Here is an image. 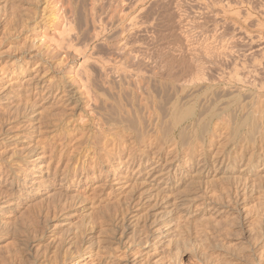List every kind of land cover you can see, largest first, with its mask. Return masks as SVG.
<instances>
[{
    "label": "rangeland",
    "instance_id": "1",
    "mask_svg": "<svg viewBox=\"0 0 264 264\" xmlns=\"http://www.w3.org/2000/svg\"><path fill=\"white\" fill-rule=\"evenodd\" d=\"M198 65L227 80L209 87L214 108L231 92L253 99L264 86V0H0V264H52L74 241L87 253L68 264H176L181 249L199 264H264L253 236L259 225L264 238V134L234 159L250 117L264 123V90L237 116L234 103L197 122L198 104L170 135L179 83L165 73ZM233 68L246 84L229 79ZM182 126L198 134L193 145L176 138ZM142 222L148 238L133 235Z\"/></svg>",
    "mask_w": 264,
    "mask_h": 264
},
{
    "label": "bare ground",
    "instance_id": "2",
    "mask_svg": "<svg viewBox=\"0 0 264 264\" xmlns=\"http://www.w3.org/2000/svg\"><path fill=\"white\" fill-rule=\"evenodd\" d=\"M91 1V0H90ZM102 1V0H101ZM119 1V0H118ZM53 2V1H52ZM74 2V1H73ZM121 2V1H120ZM131 2V1H130ZM253 2V1H252ZM256 2V1H255ZM254 2V3H255ZM104 3V2H103ZM100 4H101V2H100ZM115 4V3H114ZM128 4V3H127ZM204 4V3H203ZM252 4V3H251ZM107 6V5H106ZM252 6V5H251ZM127 7V6H126ZM148 7V6H147ZM152 7V6H151ZM69 8V7H68ZM142 8H144V7H142ZM217 8V7H216ZM256 8V7H255ZM112 9H113V7H112ZM117 9V8H116ZM124 9V8H123ZM67 10V9H66ZM127 10V9H126ZM69 11V10H68ZM119 11V10H118ZM234 12V11H233ZM117 13V12H116ZM121 13V12H120ZM123 13H124V11H123ZM148 13V12H147ZM62 14V13H61ZM63 14H64V12H63ZM62 14V15H63ZM119 14V13H118ZM234 14V13H233ZM59 15V14H58ZM66 15V14H65ZM64 15V16H65ZM68 15V14H67ZM66 15V16H67ZM79 15V14H78ZM113 15V14H112ZM140 15V14H139ZM242 15V14H241ZM57 16V15H56ZM77 16V15H76ZM97 16V15H96ZM58 17H61V16H58ZM68 17V16H67ZM67 17H65V18H67ZM120 17V16H119ZM188 17V16H187ZM235 17V16H234ZM97 18V17H96ZM123 18V17H122ZM121 18V19H122ZM68 19V18H67ZM86 19V18H85ZM120 19V18H119ZM147 19V18H146ZM180 19V18H179ZM189 19V18H188ZM70 20H72V19H70ZM82 20V19H81ZM98 20V19H97ZM107 20V19H106ZM105 20V21H106ZM114 20H116L115 19V15H114ZM113 20V21H114ZM138 20V19H137ZM182 20V19H181ZM180 20V21H181ZM63 21V20H62ZM66 21V20H65ZM112 21V22H113ZM128 21H129V19H128ZM71 22V21H70ZM78 22V21H77ZM117 22V21H116ZM147 22V21H146ZM185 22V21H184ZM59 23V22H58ZM57 23V24H58ZM80 23V22H79ZM130 23V22H129ZM74 24V23H73ZM88 24V23H87ZM65 25H66V23H65ZM70 25H71V23H70ZM75 25V24H74ZM52 26V25H51ZM58 26V25H57ZM63 26V25H62ZM66 26H69V25H66ZM143 27V26H142ZM63 28V27H62ZM77 28V27H76ZM89 28V27H88ZM97 28V27H96ZM125 28V27H124ZM147 28V27H146ZM145 28V29H146ZM181 28V27H180ZM64 29V28H63ZM69 29V28H68ZM71 29V28H70ZM94 29V28H93ZM49 30V29H48ZM55 30V29H54ZM79 30V29H78ZM116 30V29H115ZM56 32H58V31H60V30H55ZM55 31H53V32H55ZM65 31H67V29L65 30ZM74 31V30H73ZM185 31V30H184ZM56 32H55V34H56ZM122 32V31H121ZM48 33V32H47ZM61 33V32H60ZM69 33V30H68V32H67V35H69L68 34ZM75 33V32H74ZM77 33H78V31H77ZM52 34H54V33H52ZM146 34V33H145ZM150 34V33H149ZM43 35V34H42ZM96 35V34H95ZM147 35V34H146ZM45 36H46V34H45ZM44 36V37H45ZM52 36V35H51ZM50 36V37H51ZM129 36V35H128ZM53 37V36H52ZM71 37H72V35H71ZM73 37H75V36H73ZM99 37V36H98ZM114 37V36H113ZM68 37L67 36H65V37H61V38H59V39H56L57 41V43L56 42H54L56 45V49H59V51H60V49H62V48H64L63 50H65V49H67L66 47L68 46L69 47V38L67 39ZM126 38V37H125ZM133 38V37H132ZM45 39V38H44ZM47 39V38H46ZM78 39V38H77ZM84 39V38H83ZM90 39V38H89ZM124 39V38H123ZM50 40H51V38H50ZM49 40V41H50ZM70 40H71V38H70ZM44 41V40H43ZM88 41V40H87ZM52 42V41H51ZM72 42V41H71ZM84 42V41H83ZM43 43H46V42H43ZM46 45V44H45ZM50 45V44H49ZM75 45V44H74ZM111 45V44H110ZM120 45H121V43H120ZM126 45V44H125ZM85 46V45H84ZM48 47V46H47ZM53 47V46H52ZM73 47V46H72ZM88 47V46H87ZM95 47V46H94ZM112 47H113V45H112ZM54 48V47H53ZM70 48V47H69ZM122 48H123V46H122ZM130 48V47H129ZM147 48V47H146ZM251 48V47H250ZM261 48V47H260ZM84 49V48H83ZM115 49V48H114ZM63 50H61V51H63ZM73 50H74V47H73ZM76 50V49H75ZM138 50H139V48H138ZM142 50V49H141ZM53 50H51V52H52ZM60 51V52H61ZM77 51V50H76ZM82 51V50H81ZM164 51V50H163ZM66 53H67V51H65ZM78 52V51H77ZM137 52H140V51H137ZM137 52H136V54H137ZM148 52V51H147ZM178 52V51H177ZM131 53V52H130ZM142 53V52H141ZM140 54V53H139ZM169 54V53H168ZM212 54V53H211ZM221 54H222V52H221ZM224 54V53H223ZM227 54V53H226ZM225 54V55H226ZM93 55V54H92ZM118 55V54H117ZM135 55V54H134ZM133 55V56H134ZM228 55V54H227ZM132 56V57H133ZM136 56V55H135ZM140 56V55H139ZM141 56H142V54H141ZM155 56V55H154ZM224 56V55H223ZM86 57V56H85ZM118 57H119V55H118ZM137 57V56H136ZM139 58V57H138ZM156 58V57H155ZM165 58V57H164ZM140 59V58H139ZM148 59V58H147ZM141 60V59H140ZM144 60V59H143ZM82 61V60H81ZM86 61V60H85ZM126 61V60H125ZM124 61V62H125ZM128 61V60H127ZM132 61V60H131ZM164 61V60H163ZM171 61V60H170ZM87 62V61H86ZM96 62V61H95ZM101 62V61H100ZM107 63V62H106ZM163 63V62H162ZM192 63V62H191ZM194 63V62H193ZM192 63V64H193ZM80 64V63H79ZM98 64V63H97ZM96 64V65H97ZM125 64V63H124ZM130 64V63H129ZM141 64V63H140ZM139 64V65H140ZM198 64V63H197ZM78 65V64H77ZM128 65V64H127ZM81 66V65H80ZM82 66H83V64H82ZM101 66V65H100ZM117 67V66H116ZM154 67V66H153ZM193 67V66H192ZM191 67V68H192ZM209 67V66H208ZM78 68H80V67H78ZM85 68V67H84ZM115 68V67H114ZM135 68V67H134ZM133 68V69H134ZM143 68V67H142ZM162 68V67H161ZM146 69V68H145ZM159 69V68H158ZM213 69V68H212ZM211 69V70H212ZM237 68H233L232 70H230L228 73H226V74H229L230 76V80L231 79H235V80H237L239 83L240 82H242V83H245V82H247V77L246 76H244V74L246 73H244V72H242V71H240V72H242L243 73V75H242V73H241V75L242 76H240L239 77V70L240 69H238V71L236 70ZM122 70V69H121ZM127 70H128V68H127ZM136 71H134L133 73H135L136 75H138V77H140V75L141 74H143L144 72L146 73L147 72V70L145 71V70H142V69H135ZM242 70V69H241ZM110 71V70H109ZM126 71V70H125ZM125 71H121V73H123V72H125ZM213 71V70H212ZM220 71V70H219ZM254 71V70H253ZM252 71V72H253ZM81 72V71H80ZM80 72H78V73H80ZM88 72H89V70H88ZM103 72V71H102ZM151 72V71H150ZM173 72V73H172ZM167 71L166 73H165V75L166 76H172V79H174V81H177V85H178V83H179V88L177 89V87H176V89H175V93H174V95H175V97H174V100L171 102V103H169L170 104V106H169V110L171 111L172 110V112H171V114H170V119H168V121H167V123H168V127H167V130L166 131H168L169 132V134L170 135H173L174 134V132H175V129H176V127H178V125L180 124V123H182L181 121H182V119H183V117L184 116H186L187 114H189V113H191L192 112V110L195 108V106H197L198 104H199V106H200V108H199V113L197 114V117H196V119H197V122H200V116H204V114H205V112L206 113H208V112H210L211 111V108L213 109L216 105H215V101L217 100V98H215V97H213L212 96V94H210V92L211 91H209V87L211 88L212 86H219V84H221V83H223L222 81L223 80H226V79H224V78H222V77H224V75H223V73L221 72L220 74H218V76H220V77H218L217 76V78L215 79V78H213V76H212V74H211V72H210V69H207V67H203V66H201V65H198V66H196V67H194L193 69H189V68H187V69H182V70H180V71H177L176 70V72H174V71ZM214 72V71H213ZM212 72V73H213ZM216 72H218L217 70H216ZM248 72H250V71H248ZM84 73V72H83ZM108 73V72H107ZM119 73H120V71H119ZM126 73V72H125ZM130 73V72H129ZM132 73V72H131ZM151 73H154V71H152ZM155 73H156V71H155ZM251 73V72H250ZM256 73V72H255ZM75 74V73H74ZM82 74V73H81ZM90 74V73H89ZM248 74V73H247ZM119 75V74H118ZM131 75V74H130ZM155 75V74H154ZM214 75V74H213ZM246 75V74H245ZM250 75V74H249ZM249 75H248V77H249ZM254 75H256V74H254ZM77 76V75H76ZM80 75H78V77H79ZM82 76V75H81ZM244 76V77H243ZM251 77H252V75H250ZM75 77V76H74ZM115 77V76H114ZM117 77V76H116ZM138 77H137V79H138ZM148 77V76H147ZM246 77V78H245ZM254 77H256V76H254ZM82 78V77H81ZM131 78V77H130ZM171 78V77H170ZM250 78V77H249ZM249 78H248V81H249ZM79 80H80V78H78ZM86 79V78H85ZM132 79V78H131ZM256 79V78H255ZM124 80V79H123ZM141 80V79H140ZM230 80H228V81H230ZM257 80V79H256ZM81 81V80H80ZM155 81V80H154ZM173 81V82H174ZM227 81V80H226ZM252 81V80H251ZM86 82V81H85ZM162 82V81H161ZM231 82V81H230ZM237 82V83H238ZM250 82V81H249ZM82 83V82H81ZM84 83V82H83ZM135 83V82H134ZM144 83V82H143ZM147 83V82H146ZM86 84H88V83H86ZM129 84V83H128ZM136 84V83H135ZM172 84V83H171ZM174 84V83H173ZM175 84H176V82H175ZM174 84V85H175ZM246 84V83H245ZM257 84V83H256ZM82 85V84H81ZM117 85V84H116ZM130 85V84H129ZM157 85H158V83H157ZM173 85V86H174ZM166 86V85H165ZM172 86V85H171ZM255 87L256 86H258V85H254ZM82 87H84V85L82 86ZM137 87V86H136ZM164 87V86H163ZM81 88V87H80ZM88 88H89V85H88ZM165 88V87H164ZM173 88V87H172ZM217 88V87H216ZM232 88V87H231ZM87 89V88H86ZM85 89V90H86ZM235 89H236V87H235ZM257 89H259V88H257ZM261 90H264V86H262L261 88H260ZM137 90V89H136ZM172 90H174V89H172ZM203 91L204 90V92L202 93V96L200 97V91ZM261 90H257V92H259V93H257L255 96H254V100H255V103H257V99H258V97L261 95V93L263 92V91H261ZM87 91V90H86ZM83 92H85L84 90H83ZM199 93V94H198ZM246 93V92H245ZM170 94H172V93H170ZM231 94H233V96L234 97H231V98H229L226 102H225V106H223L222 108H221V110L224 108H228L229 109V107H231L232 106V104H234V103H236L235 105V107H234V109L232 110V114L235 116L238 112H240L241 110H243L244 108V110L246 111V110H248L249 111V109L250 108H252V107H250V105L252 104V100L253 99H251V97H252V95L253 94H255V93H253V92H248L247 93V95L249 96H243V94L244 93H236V92H231ZM237 96H236V95ZM83 95H85V93L83 94ZM199 95V96H198ZM263 95V94H262ZM261 95V96H262ZM137 96V95H136ZM231 96V95H230ZM90 97H91V94H90V96H87V100H89L90 99ZM200 97V98H199ZM162 98V97H161ZM172 98V97H171ZM247 98H250L251 100L250 101H245V99H247ZM264 98V97H263ZM92 99V98H91ZM124 99V98H123ZM218 99H220V98H218ZM261 99V98H260ZM259 99V100H260ZM93 101V100H92ZM95 101V100H94ZM93 101V102H94ZM169 101V100H168ZM218 101V100H217ZM142 102V101H141ZM147 102V101H146ZM158 102V101H157ZM160 102V101H159ZM166 102V101H165ZM170 102V101H169ZM89 103V102H88ZM106 103V102H105ZM117 104V103H116ZM138 104V103H137ZM224 104V103H223ZM118 105V104H117ZM141 106H142V104H140ZM165 105V104H164ZM157 106H160V105H157ZM261 106V105H260ZM97 108H98V106H96ZM101 107H103V106H101ZM121 107V106H120ZM156 107V106H155ZM249 108V109H248ZM160 109V108H159ZM164 109V108H163ZM165 110V109H164ZM196 110V109H195ZM198 110V109H197ZM220 109H219V107L218 108H214L213 109V111H212V113H210L212 116L214 115H220L219 113H221L220 111H221ZM226 111V110H225ZM229 111V110H228ZM246 112V114L248 115V113L249 112ZM94 112V111H93ZM90 113V112H89ZM95 113V112H94ZM150 113V112H149ZM167 114V113H166ZM252 114V113H251ZM149 115V114H148ZM164 115V114H163ZM190 115V114H189ZM193 115V114H192ZM191 115V116H192ZM206 115V114H205ZM225 115V114H224ZM223 115V116H224ZM228 115V114H227ZM243 114H241L240 116H242ZM245 115V114H244ZM210 116V115H209ZM208 116V117H209ZM237 116V115H236ZM239 116V115H238ZM162 117V116H161ZM189 117V116H188ZM187 117V118H188ZM211 117V116H210ZM243 117V116H242ZM241 117V118H242ZM83 118V117H82ZM153 118V117H152ZM194 118V117H193ZM203 118V117H202ZM205 118V117H204ZM207 118V117H206ZM221 118V117H220ZM222 118H224V117H222ZM234 118V117H233ZM240 117H238V120H240L239 119ZM250 118H252V122H251V124H250V128L248 129V131L247 132H245L241 137H240V139L238 140V142L236 143V145L237 146H239L238 147V149H236L235 150V156H234V159L236 160V158H240L239 156L237 157V155L238 154H240L241 156L243 155L242 154V150H244V147H246V146H248V143L249 142H251L250 144L252 145V146H254V143L256 142V138H257V136H258V134H260V135H262V134H264V123H263V121L261 120V118L262 117H260V118H258V117H255V116H251ZM79 119V118H78ZM141 119V118H140ZM154 119V118H153ZM152 119V120H153ZM190 119V118H189ZM237 119V118H236ZM247 120L249 119V117L247 116V118H246ZM246 119H244L245 120V122L247 121ZM194 120V119H193ZM222 120V119H221ZM249 120H251V119H249ZM161 121V120H160ZM204 121V120H203ZM202 121V122H203ZM234 121V120H233ZM102 122V121H101ZM195 122V121H194ZM237 122V121H236ZM239 122H241V121H239ZM243 122V121H242ZM248 122V121H247ZM250 122V121H249ZM248 122V123H249ZM191 123V122H190ZM193 123V122H192ZM215 123V122H214ZM244 123V122H243ZM100 124V123H99ZM131 124V123H130ZM198 124V123H197ZM244 124H246V123H244ZM128 125V124H127ZM133 125V124H132ZM136 125V124H135ZM135 125H134V127H135ZM211 125V124H210ZM209 125V126H210ZM221 125V124H220ZM190 126V125H189ZM187 127V126H182V127H180L179 128V130H178V132H177V134H176V138L177 139H179V141H181V139H184L185 137H187L188 136V140H189V143H192L191 141L193 140V138H194V136L197 134L196 133V131H193L194 129H192V131H190V127ZM199 126H200V124H199ZM238 126V125H237ZM244 126V125H243ZM243 126H241V128L243 127ZM162 127V126H161ZM197 127V126H196ZM238 127H240V126H238ZM247 127V126H246ZM130 128V127H129ZM133 128V127H132ZM143 128V127H142ZM164 128V127H163ZM209 128V127H208ZM236 128V127H235ZM116 129V128H115ZM149 129V128H148ZM160 129V128H159ZM234 129V128H233ZM246 129V128H245ZM200 130V129H199ZM204 130V129H203ZM207 130V129H206ZM144 131V130H143ZM177 131V130H176ZM135 132V131H134ZM148 132V131H147ZM162 132H163V130H162ZM165 132V131H164ZM167 132V133H168ZM200 132V131H199ZM238 132V131H237ZM241 132H244V131H241ZM139 133V132H138ZM205 133V132H204ZM240 132H238V136H240V134H239ZM200 134V133H199ZM198 135V134H197ZM203 135V134H202ZM237 135V134H236ZM118 136V135H117ZM139 136V135H138ZM130 137V136H129ZM136 138H138V137H136ZM171 138V137H170ZM175 138V139H176ZM234 138V137H233ZM236 138V137H235ZM173 140V139H172ZM171 140V141H172ZM188 140H185V141H188ZM169 141V140H168ZM175 141V140H174ZM184 141V142H185ZM261 141H262V139H261ZM160 142V141H159ZM178 142V141H177ZM183 142V143H184ZM130 143V142H129ZM179 143V142H178ZM183 143H182V141H181V144L183 145ZM186 144H187V142H185ZM163 144V143H162ZM174 144V143H173ZM177 144V143H176ZM205 144V143H204ZM192 145H193V143H192ZM202 145V144H201ZM187 146V145H186ZM198 146V145H197ZM200 146V145H199ZM251 146V147H252ZM190 147V146H189ZM208 147V146H207ZM249 147H250V145H249ZM248 147V148H249ZM204 148V147H203ZM202 148V149H203ZM247 148V149H248ZM187 149V148H186ZM246 150V149H245ZM183 151H185V150H183ZM194 151V150H193ZM196 151V150H195ZM198 151V150H197ZM201 151V150H200ZM257 151V150H256ZM131 152V151H130ZM130 152L128 153V154H130ZM174 152H176V151H174ZM133 153V152H132ZM135 154V153H134ZM173 154V153H172ZM196 154H199V152L198 153H196ZM200 154H202V152L200 153ZM204 154V153H203ZM216 154V153H215ZM141 155V154H140ZM176 156V155H175ZM186 156H187V159L188 158H191L192 157V155H191V152H186ZM199 156V155H198ZM216 156V155H215ZM179 157V156H178ZM217 157V156H216ZM253 157V155H251V156H249V158H248V161L251 159ZM260 157V156H259ZM135 158V156L132 154L131 156H130V160L132 161L133 159ZM174 158V157H173ZM193 158V157H192ZM186 159V160H187ZM198 159V158H197ZM218 159V158H217ZM255 159V158H254ZM209 160V159H208ZM207 160V161H208ZM212 160V159H211ZM219 160V159H218ZM239 161H240V159H238ZM252 160V159H251ZM259 160V159H258ZM257 160V162H259ZM32 160H28L27 161V163L28 162H31ZM193 161V160H192ZM205 161H206V158H205ZM204 161V162H205ZM206 161V162H207ZM190 162V161H189ZM199 162V161H198ZM200 162H201V160H200ZM221 162V161H220ZM256 162V163H257ZM211 163H212V161H211ZM249 163V162H248ZM213 164V163H212ZM247 164V163H246ZM43 164H42V162H40L39 164H38V166L37 167H40V166H42ZM202 165V164H201ZM262 165V164H261ZM207 166V165H206ZM211 166V165H210ZM213 166V165H212ZM247 166V165H246ZM202 167V166H201ZM248 167V166H247ZM201 169V168H200ZM199 169V170H200ZM251 169V168H250ZM249 170V169H248ZM33 175H35V173H33ZM169 179V178H168ZM168 179H166L165 180V183L167 184V181H168ZM163 180V179H162ZM179 180V179H178ZM254 181V180H253ZM248 183V182H247ZM249 184V183H248ZM256 184V183H255ZM254 184V185H255ZM259 204V203H258ZM250 205V204H249ZM252 206V205H251ZM260 207V206H259ZM258 208V207H257ZM248 211V210H247ZM167 212H169V211H167ZM165 213V212H164ZM263 213V212H262ZM235 214V213H234ZM245 214V213H244ZM236 215V214H235ZM258 215V214H257ZM258 216H260V215H258ZM233 217V216H232ZM228 218V217H227ZM259 218V217H258ZM258 218H257V216H256V219H257V221H258ZM247 219V218H246ZM260 219V218H259ZM231 220V219H230ZM237 220V219H236ZM248 221H249V219H248ZM231 222V221H230ZM235 222V221H234ZM237 222H239V221H237ZM251 222V221H250ZM254 221L252 220V223H253ZM259 222H260V220H259ZM236 223V222H235ZM249 223V222H248ZM255 223H257V222H255ZM85 223L83 222L82 224H81V226L82 225H84ZM137 224V226H138V223H136ZM135 224V225H136ZM141 224V223H140ZM139 224V226H138V228L134 231L135 233H133V235L135 236L136 234H138V235H140L141 233H146L147 232V234L145 235L147 238H148V233L150 232V228L147 226V224L145 223V222H142V224L140 225ZM229 224V223H228ZM231 224V223H230ZM234 224V223H233ZM239 224V223H238ZM259 224V223H258ZM240 225V224H239ZM248 225V224H247ZM254 225V224H253ZM253 225L251 224V228L253 227ZM256 225V224H255ZM261 225V224H260ZM264 225V224H263ZM147 226V227H146ZM258 227H259V225H257ZM240 227V226H239ZM246 227V226H245ZM256 226H254V229H261V228H258V227H256ZM247 228V227H246ZM250 228V229H251ZM250 229H248L249 231H250ZM253 229V228H252ZM134 230V229H133ZM232 230V229H231ZM230 230V231H231ZM258 230H256V232L254 231V233H253V236H255V234H256V237H255V239L256 240H261V242L262 241H264V238L262 237V231L259 233L258 232ZM262 230V229H261ZM71 231H72V233H74V240H77V239H80L81 238V229H80V226H74V227H72L71 228ZM260 231V230H259ZM232 232V231H231ZM258 232V233H257ZM228 233V232H227ZM234 233V235H237V234H235L236 233V231H234L233 232ZM232 233V234H233ZM238 233H239V231H238ZM242 233H243V230H242ZM250 233V232H249ZM232 234H230V235H232ZM159 236V234H157V237ZM248 237H250L249 235H247ZM252 238V237H251ZM70 239H72V238H70ZM132 242H133V240H132ZM261 242H259L258 244H257V246L258 245H261L262 243ZM119 243V242H118ZM241 243V242H240ZM189 244V243H188ZM263 245V244H262ZM256 246V247H257ZM128 247V246H127ZM237 247V246H236ZM247 247V246H246ZM263 247V246H262ZM87 247L86 246H84V244L82 243V242H80V241H74L73 242V244H71L70 246H67L66 248H64V249H62V252L59 254V259H58V256H54L53 258H52V260H51V262H52V264H68V260H70V259H72V258H76V259H79L80 257H84V255L87 253V249H86ZM129 248V247H128ZM219 248H220V246H219ZM228 248V247H227ZM245 248V247H244ZM130 249V248H129ZM129 249H127V251L126 252H124V256H128L129 254H131V253H129ZM178 249V248H177ZM180 249H181V247H180ZM225 249V248H224ZM237 249V248H236ZM261 249V248H260ZM132 250V249H131ZM130 250V251H131ZM175 250V249H174ZM171 251V250H170ZM254 251H256V250H254ZM258 251H259V249H258ZM257 252V251H256ZM185 253V252H184ZM223 253V252H222ZM173 254V253H172ZM174 254H178V250H175V253ZM224 254V253H223ZM228 254H230V253H228ZM263 254V253H262ZM134 255V253L132 252V254H131V256H133ZM225 255H227V254H225ZM240 255V254H239ZM185 256H186V254H183L182 253V249H181V251H180V253H179V258L177 259V262H176V264H199L198 263V261L193 257L194 255L193 254H191L190 255V257H187V258H185ZM243 256V255H242ZM247 256V255H246ZM119 257L120 256H118L117 258L119 259ZM261 258H262V255L260 256ZM18 258V257H17ZM17 258H16V260H17ZM240 258H241V256H240ZM244 258H246L245 256H244ZM259 258V257H258ZM257 258V259H258ZM19 260V259H18ZM141 260V259H140ZM140 260H139V264H148V261H142V262H140ZM169 260V259H168ZM222 260V259H221ZM261 259H258V262H257V264L258 263H260L261 261H263V260H261ZM238 261V260H237ZM17 262V261H16ZM136 263V261L134 262V264ZM169 263H170V261H169ZM248 263V262H247ZM16 264H22V262L21 261H19V262H17ZM23 264H35V263H30V262H27V260H25L24 259V263ZM137 264V263H136ZM171 264V263H170ZM201 264V263H200ZM249 264H251V262L249 263Z\"/></svg>",
    "mask_w": 264,
    "mask_h": 264
}]
</instances>
